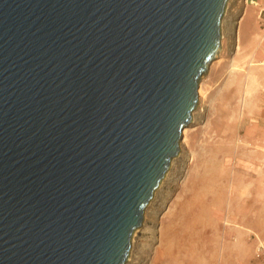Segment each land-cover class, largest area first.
Returning <instances> with one entry per match:
<instances>
[{"label":"water","instance_id":"95a60500","mask_svg":"<svg viewBox=\"0 0 264 264\" xmlns=\"http://www.w3.org/2000/svg\"><path fill=\"white\" fill-rule=\"evenodd\" d=\"M229 2L0 0V264L128 263Z\"/></svg>","mask_w":264,"mask_h":264},{"label":"rangeland","instance_id":"374dc122","mask_svg":"<svg viewBox=\"0 0 264 264\" xmlns=\"http://www.w3.org/2000/svg\"><path fill=\"white\" fill-rule=\"evenodd\" d=\"M257 1L228 3L222 49L201 80L206 98L199 96L127 264H264L256 256L264 245V0Z\"/></svg>","mask_w":264,"mask_h":264},{"label":"bare ground","instance_id":"6f19581e","mask_svg":"<svg viewBox=\"0 0 264 264\" xmlns=\"http://www.w3.org/2000/svg\"><path fill=\"white\" fill-rule=\"evenodd\" d=\"M258 3H254V5H257ZM245 20V17L240 21V23H243V21ZM237 41H239V47H240V41H241V33L239 32V33H237ZM206 95H207V92H206V90L204 89V84H200V87H199V96H200V98L201 99H204V98H206ZM194 118V117H193ZM188 132H189V128H185L184 129V131H183V137L185 138V140H186V136H187V134H188ZM184 140V141H185ZM186 142V141H185ZM166 178V177H165ZM161 186V185H160ZM160 188V187H159ZM158 188V189H159ZM157 189V190H158ZM157 190H156V192H157ZM156 192H155V194H156ZM155 194H154V196H155ZM154 199V198H153ZM152 199V200H153ZM152 200L150 201V203L152 202ZM149 203V204H150ZM137 231V230H136ZM135 234V233H134ZM134 237V236H133Z\"/></svg>","mask_w":264,"mask_h":264},{"label":"crops","instance_id":"0c3cea01","mask_svg":"<svg viewBox=\"0 0 264 264\" xmlns=\"http://www.w3.org/2000/svg\"><path fill=\"white\" fill-rule=\"evenodd\" d=\"M255 1L258 3V5H254L255 7H257V6H259L261 4V2H259L257 0H255ZM263 10H264L263 8L260 10L259 15L262 14ZM249 16H250V13H248V8H246L245 14H244L243 18L245 17V19H246V17H247V19H248ZM240 17H239V19H240ZM247 19H246V21H247ZM243 27H244V25H242V23H239L238 24V29L236 31V34L240 32L241 33V36H242L243 35ZM237 261L239 262V260H237Z\"/></svg>","mask_w":264,"mask_h":264},{"label":"built area","instance_id":"2783aa9c","mask_svg":"<svg viewBox=\"0 0 264 264\" xmlns=\"http://www.w3.org/2000/svg\"><path fill=\"white\" fill-rule=\"evenodd\" d=\"M256 1L255 0H245V4L248 5L249 3L254 5ZM257 3V2H256ZM256 256L258 259H262L264 261V245L261 244L257 247V253Z\"/></svg>","mask_w":264,"mask_h":264}]
</instances>
